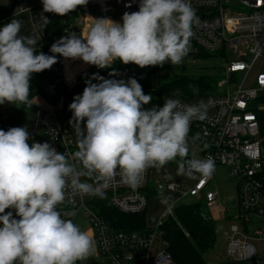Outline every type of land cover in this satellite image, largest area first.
<instances>
[{"label": "clouds", "instance_id": "1", "mask_svg": "<svg viewBox=\"0 0 264 264\" xmlns=\"http://www.w3.org/2000/svg\"><path fill=\"white\" fill-rule=\"evenodd\" d=\"M88 2L41 0V19L46 26L50 20L44 13L66 16ZM121 19L93 18L86 35L56 40L52 55L36 51L35 35H21L19 19L4 24L0 105L31 107L32 76L50 70L57 55L99 69L117 60L142 69L179 65L197 23L189 0H139V10L125 12ZM85 83L83 93L68 106L77 148L71 157L48 142L30 144L27 127L0 129V264H77L95 253L93 238L64 218L73 214L58 210L69 191L103 198L117 176L136 187L148 168L159 171L172 161L178 164L177 175L189 178H210L216 170L211 156L188 158L190 125L205 119L204 105L165 99L162 106L146 107L152 96L144 94L135 78L96 74ZM170 199L163 196L162 203Z\"/></svg>", "mask_w": 264, "mask_h": 264}, {"label": "built area", "instance_id": "2", "mask_svg": "<svg viewBox=\"0 0 264 264\" xmlns=\"http://www.w3.org/2000/svg\"><path fill=\"white\" fill-rule=\"evenodd\" d=\"M238 1V9H234L229 6L232 0H189L197 23L192 28L187 56L204 51L220 54L226 59L223 77L217 83L221 91L206 96L196 92L188 97L176 91L163 96L161 106L165 99L178 100L182 105L205 106L206 117L191 123L188 140L189 145L199 147L203 158L211 156L215 166L228 167L235 179L234 213L241 225H232L224 231L227 256L232 260L264 264V255H259L254 244V241H264V227L249 229V225L264 218V139L260 136V111L264 107L260 92L264 90V67L257 72L254 86L245 88L239 81L241 73H244L243 78L246 77L258 60L264 61V0ZM103 4L110 5L119 13L139 10V0H89L86 6ZM129 4L130 7L127 6ZM242 5L246 10H239ZM18 9L30 12L33 27L41 41L46 27L41 19L43 7L29 6L23 0ZM114 79L126 81V75L116 71ZM31 100L34 112L27 127L29 143L43 131L45 142L71 157L77 150L76 136L66 121L69 108L64 105V97L57 104H40ZM153 169L146 170L143 182L136 187L121 183L117 176L105 190L104 196H107L109 204L126 214L143 212L148 207V192L152 188L158 194L176 192L179 198L185 195L200 197L210 210L217 208L218 189L211 188L214 174L210 178L198 175L195 183L184 189L179 182H156L152 185L150 174ZM96 197L69 191L65 203L58 210L64 214L72 213L64 217L72 220L81 209L85 211L98 251L108 264H177L170 252L163 225L169 216L174 215V203L178 199L162 212L156 225L139 232L117 230L109 225L93 207L92 201ZM77 264L85 263L78 261Z\"/></svg>", "mask_w": 264, "mask_h": 264}, {"label": "trees", "instance_id": "3", "mask_svg": "<svg viewBox=\"0 0 264 264\" xmlns=\"http://www.w3.org/2000/svg\"><path fill=\"white\" fill-rule=\"evenodd\" d=\"M42 6V3L41 5ZM43 7V6H42ZM13 9V6L7 8ZM50 22L46 25L43 38L40 43L36 44L37 52L42 51L45 54L52 55L50 52L51 45L60 39L66 32V25L62 21V16H57L51 13H46ZM5 22V21H4ZM3 24L0 23V26ZM213 55L201 51L195 55L185 57H199ZM184 57V58H185ZM58 62L52 66L50 70H45L41 73L33 74L31 79V95L30 99L36 96H41L47 103L57 104L61 97H64V105L68 96H74V88L67 87L64 75V58L57 55ZM167 67L149 66L146 68H139L135 64L124 65L120 61H116L110 68L116 71L126 72L135 70L137 72H152L159 71ZM106 69V68H104ZM99 68H95L92 72L84 74L80 81L77 82L83 93L86 87L85 81L92 79L94 73ZM160 87L157 91L159 95V105L161 106L163 96L179 91L183 96L188 97L196 94L195 89L198 88V94L202 96L210 95L212 93L207 90L212 87L215 80L210 76H201L198 78L190 77H174L170 82H164L160 78ZM94 83V81L92 80ZM264 104V96L260 98ZM16 122L19 123V116H16ZM15 122L11 127H14ZM188 158H193L188 153ZM179 157H177V161ZM167 165H178L176 161L169 162ZM264 174V170H263ZM199 175V174H198ZM264 179V177H263ZM158 193L150 188L148 192L149 201L156 197ZM93 207L98 214L113 228L123 231H147L153 226H148L146 223V211L140 213H122L113 208L107 196L103 198L96 197L92 201ZM148 208V207H147ZM7 212V211H6ZM15 216V212H13ZM207 215H210L207 217ZM164 235L170 243V252L177 264H207L205 253L212 250L217 241L216 219L213 213L209 211L208 205L205 201H198L195 203H184L175 207L174 215L169 216L163 225Z\"/></svg>", "mask_w": 264, "mask_h": 264}, {"label": "rangeland", "instance_id": "4", "mask_svg": "<svg viewBox=\"0 0 264 264\" xmlns=\"http://www.w3.org/2000/svg\"><path fill=\"white\" fill-rule=\"evenodd\" d=\"M238 0H232V3L229 4L231 8L238 9L236 7V4L238 3ZM239 10H246V7L242 5ZM5 8L0 7V12L4 13ZM94 13H96V16H100V12L97 10V7H95ZM110 16H112L115 21L122 22V14L119 12H115L114 10H111L108 12ZM167 67H164L161 70L152 71V72H142L138 74V77L135 78L137 81L142 85V89L144 94L151 95L152 101L149 105L146 107H152L153 105H158L159 95L157 91L160 87V78L162 77L164 82H170L173 80L174 77H190V78H198L201 76H210L212 77L215 82L213 83L212 87H210L207 92L209 93H218L221 91V88L218 86V81L223 77L224 73V66L226 64V59L223 58L220 54H213L206 55V56H199V57H185L183 62L179 65H171L170 63H165ZM264 67V61L263 59H260L256 62L255 66L253 67V70L243 78L244 73H241L239 76V81L243 84V87L250 88L254 86L255 83V77L257 75V72L261 70V68ZM77 83H70L67 84V87L75 90L74 96H68L66 100V105L69 106V104L73 101V98L76 95H79L81 93V87L76 86ZM198 88L195 89V92H198ZM260 96H264V90L260 92ZM62 98V97H61ZM35 103L43 104V99L40 97H37L35 100ZM47 103V101H46ZM10 114L9 116V127H11L12 123L15 122L14 127H20L22 122L25 118L29 117L31 118L33 116L34 112V105L31 107L27 106H16L14 104H10ZM261 126H260V136L264 139V107L261 109ZM69 120L72 117L71 111H69ZM16 116H19V123L16 122ZM72 127V126H71ZM74 129V127H72ZM7 129V130H8ZM75 130V129H74ZM32 142H45V134L43 131L39 133L37 138L33 140ZM189 155L193 158H200L203 159V155L200 152L199 147L194 145H189ZM177 169L178 165H166L164 168L160 169L159 171L154 168L153 178L156 176L158 180L164 181V182H179L183 185L184 189H189L191 187V183L193 178H189L187 176L183 175H177ZM156 179V178H155ZM211 188L218 189L219 192V199L218 201L224 204H228L229 207L231 204L234 205V196L236 195V184L235 179H233L230 175V171L228 167L225 166H216V170L214 172V179L211 184ZM160 196V195H158ZM170 197L169 203L165 204L162 203V197ZM178 199V200H177ZM177 200L175 203L174 201ZM198 201H202V198L200 197H194L190 195H185L182 198L178 197V194L176 192H164L160 198L158 199L156 196V199L152 198L149 201L148 208L146 211V223L148 226H153L158 221V217L161 214L162 211H164L169 205L174 203L175 206L184 204V203H195ZM210 212H215L216 210L212 209ZM234 212V209H232ZM218 212V211H216ZM225 215V220L223 219H217L216 220V229H217V241L216 246L222 247L224 243V238L222 234V230L226 229L225 227L228 225L227 220L229 219ZM73 222L78 224L81 229L86 231L88 234L90 231L92 232V227L89 219L87 218L85 211L81 209L78 213L75 214V217L73 218ZM237 225H241L239 221H236ZM91 237V236H90ZM95 241L96 239L93 238ZM95 253L87 258L85 261V264H108L106 258L102 257L98 251L97 243L95 241ZM210 252V251H209Z\"/></svg>", "mask_w": 264, "mask_h": 264}, {"label": "crops", "instance_id": "5", "mask_svg": "<svg viewBox=\"0 0 264 264\" xmlns=\"http://www.w3.org/2000/svg\"><path fill=\"white\" fill-rule=\"evenodd\" d=\"M21 1H23V0H0V7L5 8L4 13L0 12V23L3 22V24L0 27H2L6 23H9L13 18L19 19L22 22L21 35H35L37 37V43H39L40 42V36L38 35L37 31L33 27L32 17H31L30 12L29 11H19V9H18ZM25 1L27 2V5H29V6L41 5V0H25ZM10 6H13V9L8 10L7 8H9ZM95 7H97V10L100 12V16L95 15L96 14V13H94V12H96ZM103 8L106 9L105 12L102 11ZM111 10H113V9L108 4H103L102 6H100V5L99 6H97V5L79 6L74 12H72L66 16H62V21L67 27L66 28L67 32L63 36H65L67 34L71 35L73 33H75L78 36L86 35L90 25L93 23V18H109V19L115 21V19L108 14V12ZM121 14L123 15L124 13H121ZM6 19H8V20H6ZM116 22H118V21H116ZM63 64H64V75H65L66 84L77 83L78 81H80V79L83 77L84 74L90 73V72H92L93 69L96 68L95 66L85 64L82 60H79V59L73 60V59L64 58ZM109 73H113V75L110 76ZM139 73H142V72H137L135 70L126 72V74H125L126 75V81L129 78H137ZM96 74L104 77L105 79H114V70L111 68L98 70L94 73V75H96ZM93 81H94V83L98 82L96 80H93ZM37 97H40L43 99V97H41V96H36L33 98V100H35ZM43 103H46V101L44 99H43ZM158 105H159V101H158ZM9 108H10V104L0 105V129H3L5 131H7L8 127H9V124H8L9 116H8V114L11 113ZM67 108H69L68 105H67ZM69 115H70V113L68 112V114L66 116V121L68 124H69V119H68ZM70 127H71V125H70ZM71 129L73 131V134L76 136L75 130L72 127H71ZM263 144H264V142H263ZM153 173H154V169L152 170V172L150 174L152 185H154L156 182H164V181L158 180L156 176L153 178V176H152ZM197 177H198V174H197L196 178H193L191 186L195 183V181L197 180ZM166 192H170V191H166ZM163 193L158 194V195L161 196ZM158 195H156V196L159 199L160 196H158ZM153 198L156 199V197H153ZM233 198H234V201H233L234 205L231 204L229 207L228 204H224V203H221L218 201V199H219V192H218L217 208L214 209L218 212H216V211L213 212V216L216 220L217 219L225 220L226 219L225 215H227V217H228V212H230V214H229L230 217L227 220V222H230V223H228V225L225 227L226 229L222 230V234H223V238H224V243H223L222 247H220L219 245L216 246V244H215L214 248L212 250H210V252L208 251L205 253V259H206L207 264H251L249 261L232 260V259L228 258V256H227V248H226L227 241L224 237V231L229 230L232 225L236 224L235 213H234L235 211L234 212L232 211V209H235L234 206L236 203V195ZM162 212H161V214H162ZM161 214L159 215V217L157 219L158 221L161 217ZM157 222H156V224H157ZM255 226L264 227V218L259 219L258 222H256V224L249 225V229L252 230ZM89 236H91L93 238V232L90 231ZM254 244L257 247L259 255H261V256L264 255V241H254ZM84 263H85V261H84Z\"/></svg>", "mask_w": 264, "mask_h": 264}, {"label": "water", "instance_id": "6", "mask_svg": "<svg viewBox=\"0 0 264 264\" xmlns=\"http://www.w3.org/2000/svg\"><path fill=\"white\" fill-rule=\"evenodd\" d=\"M29 123H30V118L27 117V118L24 119V121L22 122V124L20 125V127H28ZM10 210L11 209H6V211H10ZM11 211L14 212V210H11ZM209 216L210 215H207V217H209Z\"/></svg>", "mask_w": 264, "mask_h": 264}]
</instances>
